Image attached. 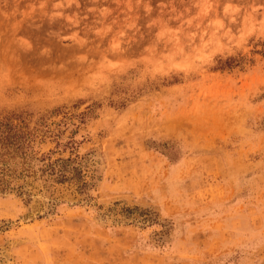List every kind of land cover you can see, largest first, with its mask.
Listing matches in <instances>:
<instances>
[{
    "label": "rangeland",
    "instance_id": "rangeland-1",
    "mask_svg": "<svg viewBox=\"0 0 264 264\" xmlns=\"http://www.w3.org/2000/svg\"><path fill=\"white\" fill-rule=\"evenodd\" d=\"M263 41L264 0H0V120L36 129L0 264H264Z\"/></svg>",
    "mask_w": 264,
    "mask_h": 264
},
{
    "label": "trees",
    "instance_id": "trees-1",
    "mask_svg": "<svg viewBox=\"0 0 264 264\" xmlns=\"http://www.w3.org/2000/svg\"><path fill=\"white\" fill-rule=\"evenodd\" d=\"M262 46L260 52L264 55V41L262 42ZM35 131L36 129H29L26 124L22 125L21 123L14 122L11 117H5L0 120V146L2 147L0 149V192H3L8 185L9 179L7 177L11 176L10 173L12 171L15 172L14 168L11 169L9 167L6 158L19 157L25 160L28 156V148L31 147V142L34 139ZM58 172L61 173L60 177L57 176V178L63 180V170L58 169ZM18 174V177H20L22 172Z\"/></svg>",
    "mask_w": 264,
    "mask_h": 264
}]
</instances>
